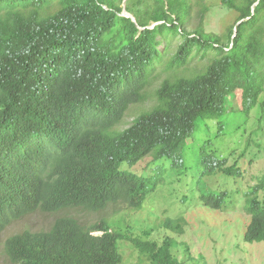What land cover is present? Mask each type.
Returning <instances> with one entry per match:
<instances>
[{
    "label": "trees",
    "instance_id": "1",
    "mask_svg": "<svg viewBox=\"0 0 264 264\" xmlns=\"http://www.w3.org/2000/svg\"><path fill=\"white\" fill-rule=\"evenodd\" d=\"M219 1L236 13L221 33L203 27L205 0H0V231L36 210L140 209L151 176L125 164L174 163L198 126L213 128L200 140L208 155L219 138L244 140V154L256 132L245 138L247 120L264 117V0ZM226 160L205 172L235 184L243 170ZM256 178L199 197L222 211L242 200L246 243L264 242V169ZM171 225L180 230L181 218ZM124 239L149 264H181L171 237H127L105 218L82 225L69 215L7 238L4 252L13 264H121Z\"/></svg>",
    "mask_w": 264,
    "mask_h": 264
},
{
    "label": "rangeland",
    "instance_id": "2",
    "mask_svg": "<svg viewBox=\"0 0 264 264\" xmlns=\"http://www.w3.org/2000/svg\"><path fill=\"white\" fill-rule=\"evenodd\" d=\"M205 2L208 7L203 21L205 31L223 32L235 20L236 13L221 5L219 0ZM173 47L175 43L172 44V49ZM159 48L162 49L163 44ZM195 63L192 62L191 65ZM152 103L153 99L150 98L147 104L132 107L124 117L121 128L127 127L140 109ZM231 103L234 107L237 104L234 98ZM234 121L239 122L236 118ZM252 129H256V132L250 136L252 140L244 154L240 152L245 141L232 144V141L222 140L219 138L221 131L217 137L219 139L211 142L216 150L215 155H208L200 140L211 137L214 134L213 128L211 125L207 128L204 125L198 126L195 130L196 142L191 140L178 152L180 159H174V163L172 159L158 162L151 165L146 174L142 173L144 176L151 175V180L158 183L140 210L127 209L123 203L109 204L96 212L68 209L46 213L36 210L13 221L0 233V264H12L4 253V241L8 236L22 231L48 230L55 219L65 215L74 217L83 225L105 218L113 230L127 237L161 242L168 235L175 241L172 253L181 264H264V242L245 243L242 239L249 220L242 209V200H238L235 209L230 210L232 212H221L204 205L199 198L209 191L252 186L257 182L256 176L264 169V117L258 122L256 116L251 114L245 125V138ZM232 130V126H227V138L233 134ZM241 132L242 130L237 133V137ZM224 158H227L226 166L236 160L243 170V176L236 177L238 182L235 184L233 178L219 172L214 173L215 175L205 172L215 161ZM151 162V157L147 156L139 165H150ZM132 169L136 171L134 167ZM179 213L185 215L182 231L179 233L166 229L165 221L176 218ZM118 245L123 258L121 264H149L128 240H119Z\"/></svg>",
    "mask_w": 264,
    "mask_h": 264
},
{
    "label": "clouds",
    "instance_id": "3",
    "mask_svg": "<svg viewBox=\"0 0 264 264\" xmlns=\"http://www.w3.org/2000/svg\"><path fill=\"white\" fill-rule=\"evenodd\" d=\"M189 142H191V139H188V141H187V144L189 143ZM147 156H150L151 157V163H150V165H149V163H146V164H144V165H141V167L144 169V174H146V172H147V169L151 166V165H154V164H156V163H158V162H161V161H158V162H156V161H153L152 160V156L151 155H147ZM147 156H145V157H147ZM144 157V158H145ZM143 158V159H144ZM142 159V160H143ZM173 159H180V156L179 155H176V156H174V158ZM142 160H140L139 162H138V164L137 165H134V166H127L126 164H125V168L126 169H128L129 171H132V172H136V171H140V165H139V163L142 161ZM221 160H224V159H221ZM220 160V161H221ZM219 161V160H218ZM218 161H215V163H213L212 165H211V167L213 168V166L214 165H216V163L218 162ZM224 166H226V161H225V164H224ZM227 166H229V165H227ZM135 168V170L136 171H134L132 168ZM138 168H139V170H138ZM222 174V173H221ZM224 175V174H223ZM151 176V175H150ZM152 182H151V184L149 185L150 186V190L146 193V195L148 196L155 188H156V186L155 187H153L152 185V183H154V181L156 182V184L158 183L156 180H151ZM147 196H146V198H147ZM200 197V196H199ZM146 198H145V200H146ZM201 199V198H200ZM144 200V201H145ZM202 201V200H201ZM203 202V201H202ZM117 203H121V202H117ZM117 203H110V204H117ZM144 203V202H143ZM109 205V204H108ZM143 205V204H142ZM126 208L127 209H130V207H127L126 206ZM210 208V207H209ZM76 209H81V208H76ZM131 209H133V208H131ZM141 209V208H140ZM140 209H134V210H140ZM211 209H214V208H211ZM66 210H68V209H66ZM85 210V209H84ZM215 211H221V212H232V211H222V210H220V209H214ZM62 211V210H61ZM88 211H91V210H88ZM101 211V210H100ZM35 212V211H34ZM58 212H60V211H58ZM94 212H96V211H94ZM31 213H33V212H31ZM54 213H57V212H54ZM28 213H26V214H24V215H22L21 217H23V216H25V215H27ZM30 214V213H29ZM177 217L176 218H174V219H167L166 221H165V223H164V227L166 228V229H168V230H170V231H175V232H181L182 231V229H183V227H184V225H185V215L183 214V213H179L178 215H176ZM20 217V218H21ZM20 218H18V219H20ZM178 218H181V229L180 230H175L173 227H172V225L171 224H173L175 221H176V219H178ZM17 219V220H18ZM77 220V219H76ZM13 221H16V220H12L2 231H0V233L1 232H3ZM78 221V220H77ZM79 222V221H78ZM80 223V222H79ZM53 224V223H52ZM81 224V223H80ZM83 225V224H82ZM52 226V225H51ZM50 229V228H49ZM46 231V230H45ZM22 232H25V231H22ZM22 232H20V233H15V234H13V235H10V236H8L7 238H9V237H12V236H15V235H20ZM27 232H38V231H27ZM93 234H100L99 232H92ZM167 237H170V236H168V235H166ZM6 238V239H7ZM172 238V237H171ZM5 239V240H6ZM141 239V238H140ZM146 239H148V238H144V240H146ZM164 239V238H163ZM173 239V238H172ZM150 240H152V239H150ZM174 240V239H173ZM153 241H156V240H153ZM244 241V240H243ZM156 242H158V241H156ZM245 242V241H244ZM4 243H5V241H4ZM131 243V242H130ZM246 243V242H245ZM134 246V245H133ZM120 251V250H119ZM5 253V252H4ZM7 257V256H6ZM8 259V258H7ZM9 260V259H8ZM122 260H123V258H122ZM122 263V262H121ZM13 264V263H12Z\"/></svg>",
    "mask_w": 264,
    "mask_h": 264
},
{
    "label": "water",
    "instance_id": "4",
    "mask_svg": "<svg viewBox=\"0 0 264 264\" xmlns=\"http://www.w3.org/2000/svg\"><path fill=\"white\" fill-rule=\"evenodd\" d=\"M121 15H124V16H126V17H130V18L132 19V21H135L134 17H133L130 13H128L125 9H123ZM238 23H239V22H238ZM155 24H156V23H154L153 25H155ZM153 25H152V26H153ZM235 31H236V29H235Z\"/></svg>",
    "mask_w": 264,
    "mask_h": 264
}]
</instances>
